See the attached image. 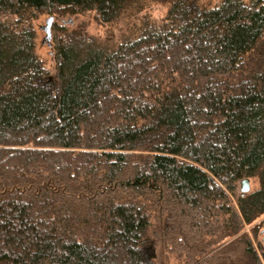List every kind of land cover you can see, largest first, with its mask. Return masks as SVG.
I'll return each mask as SVG.
<instances>
[{
	"label": "trees",
	"instance_id": "16d2710c",
	"mask_svg": "<svg viewBox=\"0 0 264 264\" xmlns=\"http://www.w3.org/2000/svg\"><path fill=\"white\" fill-rule=\"evenodd\" d=\"M91 11L125 31L56 28L52 91L33 21ZM263 214L264 0H0V264H150L154 220L181 264H262Z\"/></svg>",
	"mask_w": 264,
	"mask_h": 264
},
{
	"label": "rangeland",
	"instance_id": "374dc122",
	"mask_svg": "<svg viewBox=\"0 0 264 264\" xmlns=\"http://www.w3.org/2000/svg\"><path fill=\"white\" fill-rule=\"evenodd\" d=\"M159 8L158 12L155 11L154 15L159 17L163 15V10ZM199 9L197 8L196 11ZM53 18L54 21L51 25V45L45 42L46 32L44 28L47 26V20ZM163 18V17H162ZM161 18V19H162ZM35 30L37 32L36 40V53L45 61L46 66L50 72L47 80V86L56 91L57 81L55 78L56 63L54 59V43L57 36V29L59 26L66 27L69 30H80L83 33L96 37L100 40H116L125 30L120 26L111 24H104L101 22L96 12H84L75 15L57 16L51 13H41L33 21ZM250 191L258 187L255 179H250ZM241 183L237 184L236 195H239ZM235 212L239 214L238 207L234 203ZM244 231L247 233L248 240L251 242L254 249L258 250L259 245L264 246V214L258 218L251 225H244ZM159 223L154 220L152 226L146 232L144 243L142 246V255L144 260L150 264H181L177 258L167 251H165L159 243ZM264 264L263 262H261Z\"/></svg>",
	"mask_w": 264,
	"mask_h": 264
},
{
	"label": "water",
	"instance_id": "95a60500",
	"mask_svg": "<svg viewBox=\"0 0 264 264\" xmlns=\"http://www.w3.org/2000/svg\"><path fill=\"white\" fill-rule=\"evenodd\" d=\"M53 21H54L53 18H50L49 20H47V26L44 28V30L46 32L45 42H47L48 45H51V37H52L51 36V25H52ZM240 191L243 195L250 192V180L249 179H244L241 182Z\"/></svg>",
	"mask_w": 264,
	"mask_h": 264
},
{
	"label": "bare ground",
	"instance_id": "6f19581e",
	"mask_svg": "<svg viewBox=\"0 0 264 264\" xmlns=\"http://www.w3.org/2000/svg\"><path fill=\"white\" fill-rule=\"evenodd\" d=\"M251 188V187H250ZM251 190V189H250Z\"/></svg>",
	"mask_w": 264,
	"mask_h": 264
}]
</instances>
